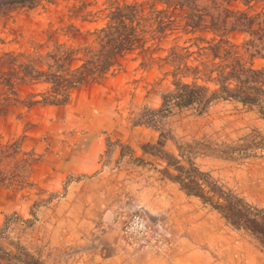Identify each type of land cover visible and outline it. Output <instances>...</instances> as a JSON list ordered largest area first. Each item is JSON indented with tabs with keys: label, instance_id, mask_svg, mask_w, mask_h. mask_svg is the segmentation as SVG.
Listing matches in <instances>:
<instances>
[{
	"label": "rangeland",
	"instance_id": "374dc122",
	"mask_svg": "<svg viewBox=\"0 0 264 264\" xmlns=\"http://www.w3.org/2000/svg\"><path fill=\"white\" fill-rule=\"evenodd\" d=\"M192 168L264 210V0H0V264H264Z\"/></svg>",
	"mask_w": 264,
	"mask_h": 264
},
{
	"label": "trees",
	"instance_id": "16d2710c",
	"mask_svg": "<svg viewBox=\"0 0 264 264\" xmlns=\"http://www.w3.org/2000/svg\"><path fill=\"white\" fill-rule=\"evenodd\" d=\"M100 47L102 49L105 47L104 42ZM105 49L99 66L101 75L114 64L115 57L123 52L124 48L120 44H114L106 45ZM249 72L253 71L249 70ZM79 83L80 81L70 82L72 85ZM185 176L186 179L178 177L177 181L186 193L199 197L203 203L218 211L229 224L247 230L264 246V210L253 208L241 198L224 191L196 168L188 170Z\"/></svg>",
	"mask_w": 264,
	"mask_h": 264
},
{
	"label": "built area",
	"instance_id": "2783aa9c",
	"mask_svg": "<svg viewBox=\"0 0 264 264\" xmlns=\"http://www.w3.org/2000/svg\"><path fill=\"white\" fill-rule=\"evenodd\" d=\"M122 243L132 250H159L162 243V230L153 225L139 210L130 213L120 228Z\"/></svg>",
	"mask_w": 264,
	"mask_h": 264
},
{
	"label": "crops",
	"instance_id": "0c3cea01",
	"mask_svg": "<svg viewBox=\"0 0 264 264\" xmlns=\"http://www.w3.org/2000/svg\"><path fill=\"white\" fill-rule=\"evenodd\" d=\"M108 259H111V258H108ZM107 258L105 260H108ZM112 259H118L117 257H113ZM155 264V263H154Z\"/></svg>",
	"mask_w": 264,
	"mask_h": 264
},
{
	"label": "water",
	"instance_id": "95a60500",
	"mask_svg": "<svg viewBox=\"0 0 264 264\" xmlns=\"http://www.w3.org/2000/svg\"><path fill=\"white\" fill-rule=\"evenodd\" d=\"M152 221V220H151ZM152 222H154V221H152Z\"/></svg>",
	"mask_w": 264,
	"mask_h": 264
}]
</instances>
